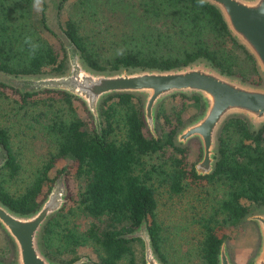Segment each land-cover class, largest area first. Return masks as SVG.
Wrapping results in <instances>:
<instances>
[{"label":"trees","instance_id":"16d2710c","mask_svg":"<svg viewBox=\"0 0 264 264\" xmlns=\"http://www.w3.org/2000/svg\"><path fill=\"white\" fill-rule=\"evenodd\" d=\"M32 3L0 0V71L17 76L63 73L68 67L66 49L49 24L47 1L37 18ZM53 4L60 28L76 44L83 61L94 69L170 68L204 59L243 81L264 82L255 58L231 34L217 7L207 1L202 7L197 0H54ZM67 6L71 11L64 16ZM13 19L19 20V25ZM40 27L58 45L32 31ZM25 36L39 43L35 56L30 57ZM121 48L124 55H116ZM45 91L59 94L67 107V111L49 115L42 125L54 149L34 179L12 192L6 182L16 174L19 163L8 129L0 125V145L9 154L0 166V201L20 213L34 211L56 177L47 176L54 161L71 158V163L57 172L81 178V184L69 189L67 202L50 215L40 235L42 249L52 260L72 262L89 247L94 256L86 255L92 261L80 264H145L143 240L125 236L145 218L154 251L162 264H171L161 250L154 179L175 193L186 185L207 184L197 204L201 207L197 264H218L217 254L227 230L237 226L252 208L264 205V124L252 129L246 117L229 115L218 131L214 168L197 174L194 165H185L187 147L174 141L184 123L180 107L169 109L164 100L158 104L154 136L146 124L139 95L109 94L99 104L98 132L93 116L83 118L72 107L73 98H77L74 94ZM0 92L19 103L34 94L6 79H0ZM175 96L199 102L201 111L204 108L199 93L171 95ZM168 149L171 154L155 162ZM68 167L72 168L70 173ZM76 217L91 221L82 228ZM137 240L143 247L139 254L133 246Z\"/></svg>","mask_w":264,"mask_h":264},{"label":"water","instance_id":"95a60500","mask_svg":"<svg viewBox=\"0 0 264 264\" xmlns=\"http://www.w3.org/2000/svg\"><path fill=\"white\" fill-rule=\"evenodd\" d=\"M220 11L231 34L255 58L264 78V0H206ZM51 28L63 39L68 68L63 73L45 75H6L21 90L38 92L44 89L63 90L81 98L93 116L100 132L99 104L107 95L129 92L139 95L146 124L156 136V109L173 93H199L203 110L181 125L174 135L176 144L186 146L196 137L201 146V157L194 163L197 174L212 171L218 152V131L232 114L246 117L252 129L264 124V83L252 84L226 74L204 59L170 68H126L98 70L88 66L80 56L76 44L60 28ZM8 150L0 145V166L8 159ZM68 189L65 177L57 176L37 209L29 213L17 212L0 201V225L13 244V259L0 264H80L91 262L82 255L69 263L49 258L43 251L40 235L44 224L66 202ZM246 217L258 227L260 242L249 264H264V205L255 207ZM126 237H140L144 244L145 264H162L154 251L145 218ZM218 264H234L226 241L220 244Z\"/></svg>","mask_w":264,"mask_h":264},{"label":"rangeland","instance_id":"374dc122","mask_svg":"<svg viewBox=\"0 0 264 264\" xmlns=\"http://www.w3.org/2000/svg\"><path fill=\"white\" fill-rule=\"evenodd\" d=\"M46 1L48 4L49 24L55 28L56 24L59 23L53 4L54 0ZM68 10L69 6L64 9L62 14L66 16ZM33 14L35 18L38 17L34 9ZM13 20L16 25H19V20ZM88 23L92 25L90 22ZM32 31L36 35H43V37L54 41L58 45V41L42 30L41 27ZM45 74H56V72H41L34 75ZM5 76L6 74L0 71V79H5ZM45 90L52 89L40 90L27 98L23 103H19L12 97H7L0 92V125L7 127L10 135L11 149L19 163V169L16 174L6 182L7 188L12 192L20 191L34 179L38 173V168L41 167V163L47 159L50 152L54 149L48 134L42 126L46 118L56 111L62 109L67 111L66 102L59 94ZM163 100L165 106L169 109L173 107L181 108L184 123L191 120L201 111L199 102L191 101L181 96L172 98L169 95ZM71 105L72 107L74 106L79 116L86 119L91 118L92 115L81 98H73ZM186 147L185 165L187 168H190L191 165H194L200 159L201 146L199 140L193 137L188 141ZM170 154L171 149L166 150V152L155 158V162H162ZM70 159L69 156L57 158L48 170L47 176L49 178H53L55 175L56 177L59 176L61 173L57 172V170L68 163L70 164ZM70 169L72 170V168L68 167L67 173H70ZM62 174L65 177L68 191L69 189L71 191L75 190L81 184V178L73 179V176L71 178V174L67 176L64 172ZM154 184L156 186L157 199L156 216L158 222L161 224L162 252L167 256L171 264L199 263V241L201 234L199 233L200 226L197 223V219L201 214V207L197 204L200 201L202 189L207 184L186 185L184 190L178 193L172 192L164 183L157 184L155 179ZM75 221L83 228L91 219L76 217ZM227 234L228 236L224 240L234 264H249L260 242L259 230L255 222L245 216L237 226L229 228ZM133 244L138 254L140 251H143L140 241H134ZM87 253L94 256L89 247L82 249L80 255H86ZM13 254V244L0 225V260L9 263L13 259Z\"/></svg>","mask_w":264,"mask_h":264},{"label":"clouds","instance_id":"9594fccd","mask_svg":"<svg viewBox=\"0 0 264 264\" xmlns=\"http://www.w3.org/2000/svg\"><path fill=\"white\" fill-rule=\"evenodd\" d=\"M44 2L45 0H33L32 7L36 12H43L44 11ZM206 0H197L198 6H204ZM262 14H264V10H262ZM24 44L28 46L30 57L35 56L36 52L39 50L40 45L39 43L34 41L32 36H25ZM116 55L122 56L124 55V49H118Z\"/></svg>","mask_w":264,"mask_h":264}]
</instances>
